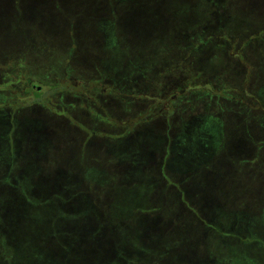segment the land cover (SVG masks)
<instances>
[{"label":"rangeland","instance_id":"1","mask_svg":"<svg viewBox=\"0 0 264 264\" xmlns=\"http://www.w3.org/2000/svg\"><path fill=\"white\" fill-rule=\"evenodd\" d=\"M1 115L0 264H264V0H0Z\"/></svg>","mask_w":264,"mask_h":264},{"label":"trees","instance_id":"2","mask_svg":"<svg viewBox=\"0 0 264 264\" xmlns=\"http://www.w3.org/2000/svg\"><path fill=\"white\" fill-rule=\"evenodd\" d=\"M58 1V0H57ZM217 7H219V6H217ZM216 9V8H215ZM216 21L218 20V19H215ZM218 21H220V20H218ZM221 22V21H220ZM213 25H215V26H218L217 24H213ZM157 30H155V32H156ZM212 36H214V35H212ZM211 36V37H212ZM203 38V37H202ZM202 40V39H201ZM210 40V37H209V39L208 40H205V42L206 41H209ZM162 51V50H161ZM160 54H162V53H160ZM214 54H211L210 56H209V58L212 60V61H214V62H216L215 61V59H214ZM208 58V59H209ZM121 65H122V62H121ZM26 68V67H25ZM28 69V68H27ZM30 71H32L31 69H30ZM61 74H62V72H61ZM31 75L32 74H30V73H28V74H26V76H23V77H25V82L29 79V78H31ZM52 76H54V75H52ZM51 76V77H52ZM101 76H102V78L105 80V81H110L112 78L111 77H109V76H106V75H104V74H101ZM51 77H48V75H47V77H44V78H41L42 79V83H44V85H49V86H56V84L55 83H51ZM124 75L123 76H121L120 78H119V80L118 81H116V85L117 86H119L122 90H125V88H126V84H123L122 83V81H123V79H124ZM28 81H30V80H28ZM57 87V86H56ZM191 87H188L187 89H190ZM206 88V87H205ZM182 89V88H181ZM186 89V88H185ZM186 89V90H187ZM32 91H33V93L37 96V97H35L34 98V100H32V102L33 101H35V100H37L38 101V99H39V97L40 96H38L40 93V91L38 90V88L37 89H33L32 88ZM180 91H182V90H180ZM208 91H210V90H208ZM166 92H168V91H166ZM153 96V95H152ZM169 96H171V95H169ZM168 96V97H169ZM261 96V95H260ZM154 100V99H153ZM131 102V101H130ZM1 117H2V119H0V130L1 129H3L2 131H0V150L3 152V155L1 154V158H0V170L1 169H6L7 171V174H6V172H5V177H7L6 179H8V178H12L13 176H16V174L17 175H19L20 174V169H18V166H19V164H17L16 162H18V161H13L12 159H13V156H14V151L12 150V147H13V143L11 144V142H10V140H9V137H11V135H10V133H14V131L15 130H18V128H17V126H18V124H14V129H13V131H8V129L9 130H12V127H10V119H8V117H7V115H1ZM3 132V135L1 134ZM28 133H29V131H28ZM18 134L19 133H17V134H14V136H18ZM120 134H123L124 136L123 137H113L114 139H116L117 140V143L115 144L114 142H112V144H110V146L112 145V148H114L113 150H116L113 154L116 156L115 158L114 157H112L113 159H115V161H116V163H115V161L113 162L114 164H123L122 162H124L125 160H124V157H125V154H126V151H132V156H133V158H134V160H131V163L132 162H137V160H135V155L134 154H136V153H142V156H143V158L142 159H144V160H150L151 158L148 156V154H145V151H144V149H142L141 147H140V143H134V142H128L127 140H126V137H127V135L128 134H126L125 132H122V133H120ZM21 138H23V137H25V138H28V135L26 134V135H22V136H20ZM112 139V138H111ZM125 145V146H124ZM124 146V147H123ZM35 149H37V146L35 145ZM123 151H125V152H123ZM27 152V151H26ZM28 154H31V152L33 153V155H35L36 153H37V150H31V148L28 150ZM149 153V152H148ZM151 153V152H150ZM113 156V155H112ZM232 157H233V159L234 160H236V158L232 155ZM245 157H243V158H241L240 160H243V162H244V160H246V159H244ZM230 159H231V156H230ZM262 162H263V160H261ZM138 162H143V163H146L145 161H143V160H141V161H138ZM246 162H247V160H246ZM245 163V162H244ZM6 164V165H5ZM217 163H215V164H213V163H211V165H212V167H211V165H210V167L212 168V169H214L215 171H218L217 170V165H216ZM144 165H147V163L146 164H144ZM251 166H253V164L251 165ZM214 167V168H213ZM247 167V166H246ZM39 169H42V167H40ZM114 170V169H113ZM41 171V170H40ZM40 171H38L37 173H40ZM62 174H64L63 172H62ZM56 175H61L59 172H57L56 173ZM64 175H66V174H64ZM5 177H3L2 179H0V181H2V180H4V178ZM140 177H142V176H140ZM145 177H147L146 176V172H145ZM36 193H34V196L37 198V195H35ZM2 204V202H0V205ZM80 204H78V206H79ZM262 205L264 206V201H263V203H262ZM3 206H4V203L0 206V210L2 211V212H0V213H2V217H0V224L1 225H3L4 226V224H6V220H7V217L4 215L3 216ZM262 206V207H263ZM73 207H76V206H73ZM171 212V211H170ZM255 214V213H254ZM254 214L253 215H250L249 216V222H248V232L249 233H251V234H257V233H255L253 230H251L250 228H249V225H251L250 223H251V221H252V217H254ZM170 215V213H167V214H165L164 216H169ZM130 218H132V215L130 216ZM135 219L137 218V217H134ZM139 218V220H140V217H138ZM133 219V218H132ZM135 219H133V224H134V220ZM93 220L94 221H89L88 219H85L84 220V222H83V225H90V224H96V221H95V218H93ZM57 222H58V224H60V220L59 219H57ZM158 223V222H157ZM74 224H78V222L77 223H74ZM100 224H102V223H100ZM143 224H145V227L144 228H146V227H148L149 226V224L148 225H146L147 223H145L144 222V220H142L141 221V224H134V226L135 227H137L138 225H143ZM73 224H69V223H67L66 225H65V231H64V234H65V236L66 237H69L70 238V236L72 235V233H70V232H67V228L69 227V226H72ZM96 225H98V224H96ZM144 226V225H143ZM158 227L159 226H155V227H153V228H150L149 227V229L151 230V232L152 233H155L154 235H150L151 236V239L150 240H152L153 239V241H148L147 240V235L146 234H143V235H145L144 236V238H146V241H147V243H150V244H154L155 242H157L158 241V239L160 238V236H161V233H160V231H159V229H158ZM162 229H164V228H161V230ZM136 234H139V233H136ZM141 234V233H140ZM128 235V234H127ZM1 236H2V233H1ZM138 236V235H137ZM137 236L136 235H134V241H133V243L131 242H129L128 243V247H126L125 246V248H120L121 250L119 251V250H117V252L115 253V255L116 256H114V255H108L106 252L104 253V254H102V256H104L105 258H102V262H112L113 264H116V263H119V262H121V261H124L125 259H127V260H125V262H127V263H130V264H137V263H139V261L137 260V255H140L141 253H140V249L136 246V238H137ZM84 238V234L83 233H78V234H76V238H74V240H76V242H78V243H81L82 241H81V239H83ZM4 240V239H3ZM73 240V241H74ZM17 241V239H15L14 238V242L15 243H17L16 242ZM66 241V240H65ZM2 242V241H1ZM67 242H71V241H67ZM132 244H134V245H132ZM12 245H14V243H10V246H12ZM81 246V245H80ZM134 247V248H133ZM11 248H14V247H11ZM137 253V254H136ZM144 253V255H143V257L141 258V263H139V264H158V263H154V261L152 260V257H153V255L151 254V252L150 251H146V252H143ZM125 256V257H124Z\"/></svg>","mask_w":264,"mask_h":264}]
</instances>
